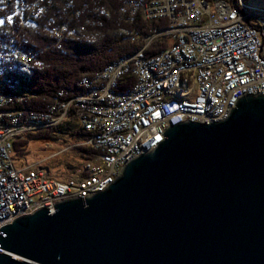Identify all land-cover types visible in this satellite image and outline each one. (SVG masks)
I'll return each mask as SVG.
<instances>
[{
	"label": "built area",
	"instance_id": "built-area-1",
	"mask_svg": "<svg viewBox=\"0 0 264 264\" xmlns=\"http://www.w3.org/2000/svg\"><path fill=\"white\" fill-rule=\"evenodd\" d=\"M40 2L37 7L27 5L23 15L17 12V20L12 18L8 22L9 17L0 18L5 21L0 32L8 33L7 39L0 41V68L7 69V61L25 63L27 67L39 63L40 52L26 49L28 38L23 31L34 24V33L38 30V21L49 8L45 0ZM254 6L245 0H127V20L141 16L154 23L162 17H171V26L156 31L150 39L155 40L161 34L175 35L178 47H185L182 53L167 48L148 56L147 43L132 54V61H125L124 56L106 66L98 76L85 75L84 84L87 77H94V91L73 95L62 88L54 102L42 105L45 108L40 111L27 109V105L34 104L36 95L6 94L3 90L0 229L11 224L15 217L27 215V211L43 208L53 211L58 202L104 191L126 163L164 141L170 125L188 120L219 121L228 117L244 95H264V13L255 12ZM71 19L50 29L57 41L76 35L79 36L76 39L83 38L86 26L74 29L69 26ZM189 22L197 24L192 29L198 37L188 47L180 30L190 26ZM213 22L217 26H212ZM200 36L207 40L206 45L198 42ZM188 71H198L199 92H192L190 101H170V89H189ZM129 77H142L143 93L119 95L118 87L129 83ZM72 111L89 135L81 145L96 147V153L77 174L62 181L49 176L42 160L20 166L14 156V140L30 132L55 129L69 121Z\"/></svg>",
	"mask_w": 264,
	"mask_h": 264
},
{
	"label": "water",
	"instance_id": "water-1",
	"mask_svg": "<svg viewBox=\"0 0 264 264\" xmlns=\"http://www.w3.org/2000/svg\"><path fill=\"white\" fill-rule=\"evenodd\" d=\"M0 229V264H264V95L170 125L104 191Z\"/></svg>",
	"mask_w": 264,
	"mask_h": 264
},
{
	"label": "trees",
	"instance_id": "trees-1",
	"mask_svg": "<svg viewBox=\"0 0 264 264\" xmlns=\"http://www.w3.org/2000/svg\"><path fill=\"white\" fill-rule=\"evenodd\" d=\"M71 1L72 7L74 5L78 7L76 11H85L79 16L76 15L78 20L74 18L75 16H71V23L77 26L79 24L86 26V31L82 39H76L79 37L76 35V37L59 42L45 34L44 29L48 24L50 26L51 22H63L62 14L67 10L63 8V5L66 8L65 5ZM126 1L51 0V5L47 3L49 8L44 15L47 19L43 18L41 22L38 21V30L34 33V24L26 27L23 31L24 36L28 38L26 49H35L40 52L39 63L27 67L25 63L7 61V69L0 68V92L6 90V92L22 95H36L33 99L34 104L27 105V107L35 108L34 111L43 110L45 107L42 105L46 103L52 104L58 91L62 88L76 89L77 94L83 93L84 89L78 84L83 76L94 75L118 59L136 53L143 46V36L149 34L152 28L167 27L166 20H160L154 25V23H147L141 16L132 17L135 20L133 23L128 22L123 11ZM40 3V0H0V18L11 17L17 20L19 11L23 15L27 5H40ZM96 8L104 10L105 13H96ZM93 23L97 25H93ZM7 36L8 33L2 30L0 41L7 39ZM172 38L157 39L148 49L147 55L153 56L161 53L168 47V41L172 40L173 43L175 37ZM128 81L129 83L122 85L121 89L130 87L134 78L132 77ZM36 104L41 106L37 107ZM58 131L69 133L73 138L77 137L79 140L77 142L86 141L89 137L88 133L78 125L77 117L72 111L69 121L64 125L15 139V158L18 161L25 159L23 155L30 153L29 147L31 148V142L34 140L58 139ZM77 148L86 159L96 153L94 147L79 146ZM68 167L73 166L69 165Z\"/></svg>",
	"mask_w": 264,
	"mask_h": 264
},
{
	"label": "rangeland",
	"instance_id": "rangeland-1",
	"mask_svg": "<svg viewBox=\"0 0 264 264\" xmlns=\"http://www.w3.org/2000/svg\"><path fill=\"white\" fill-rule=\"evenodd\" d=\"M45 1H46L45 3H48L49 5H51V0H45ZM246 2L255 5L254 7H256V8H264V0H246ZM42 4H44V3H42ZM69 4H67V5H69ZM67 5H65L66 8L63 5V8L67 9V10H65V12H63V14H62L63 16L61 18V20L65 21L66 23H68L67 21H69L70 18H72L71 16H73V17L75 16L74 18H77L76 15L79 16L85 12L84 10H78V11H80V13L76 14V9L78 7H76V5H74V7H72V6L68 7ZM98 11H99V9L96 8L95 12L97 13ZM123 11L125 12L126 15L129 12V10L125 9V8L123 9ZM43 18L45 20L47 19L45 16ZM77 20H78V18H77ZM160 20H162V19L154 20V25L156 22H159ZM164 20L167 21V27H165L163 29H166L169 27L170 21L168 18H164ZM128 22L133 23V22H135V20L129 19ZM151 24H153V23H151ZM57 25H58V22H51L50 26L48 24L44 29L45 34H47L50 38L55 39V40L57 37H55L54 35H52L50 33V29H52V28L56 29ZM93 25H97V24L93 23ZM69 26L74 28V26L79 27L80 24L77 26V25H74L70 22ZM151 31L149 34H146L143 36V39H144L143 40V46L138 51H140L142 48L145 47V45L147 43H149L148 47L145 48V52L147 53L148 49L152 47V44L155 43L157 41V39H159L161 37H166V38L173 37L174 38V36H175V35L171 36V35H165V34L162 35L161 34L158 38H156L154 40V39H150V37L152 35H154L156 31H162V29H158V27H154L151 29ZM171 41L172 40L167 42V43H169L168 46L172 43ZM15 69H17V68H15ZM102 71H100L94 75L98 76L101 74ZM64 89H66V88H64ZM59 92L60 91H58V94H57L58 96H59ZM23 95H25V94H23ZM27 109L29 110V109H35V108L28 106ZM78 125L81 128L79 121H78ZM77 129H79V128L77 127ZM48 130H50V129H48ZM45 132L49 133L48 131H45ZM32 133H36V132H30L28 134H32ZM28 134H25V135H28ZM57 135H58L57 136L58 139H56V140L38 139V140H34L33 142H31V148L29 147L30 153L28 155L24 154L23 158H25V159L20 160L18 164L21 166L23 164L35 163L38 160H42L43 161L42 165H43L45 171H47L49 176L51 175L50 177L53 179L67 181L70 178H72L73 176H75L77 174V171L87 163V159L83 158L82 154L80 153V151L78 150L77 147H79V146L88 147V146L81 145V141L77 142V141H79L78 138L77 137L73 138V136L69 133H60V131H58ZM69 165L73 166V167L69 168L68 167Z\"/></svg>",
	"mask_w": 264,
	"mask_h": 264
},
{
	"label": "bare ground",
	"instance_id": "bare-ground-1",
	"mask_svg": "<svg viewBox=\"0 0 264 264\" xmlns=\"http://www.w3.org/2000/svg\"><path fill=\"white\" fill-rule=\"evenodd\" d=\"M37 6H39V4L29 5V7H37ZM255 12H257V13H264V8H256L255 7ZM162 18L163 19L164 18H168L169 19V21H170L169 27H170L171 26V23H172V20H171L172 18L171 17H162ZM189 25L190 26H185V28H182L180 30L181 32H183L185 34V40H186V42H184V43L188 47L190 46L189 42L190 41H193V38L195 40H197V37H198V35H195L194 32H193L195 30L192 29V28H195L197 26V24L189 22ZM212 26H217V25H216L215 22H213ZM162 31H163V29H162ZM198 42L202 43L203 45H206L205 42L208 43L206 39H203V36H200V38H198ZM167 48H169V50H171V51H174L175 50L176 53L180 54V53H182V49L185 48V47H184V45L182 47H178L177 41L174 38L173 43L171 45H169ZM208 50L209 49H206V52ZM185 52H187V49H186ZM121 59L122 58L118 59L117 61H121ZM125 61H132V55L125 56ZM84 77L85 76H83L81 78V80L79 81V83H78L84 89V92L83 93H80V94H88V93L94 91V77H87V84H84L83 83V78ZM130 78H132V77H129V79ZM133 78H134V81H133V83L131 84L130 87H128L126 89H121L122 85H126L127 83L122 84V85H120L118 87L119 95H121V96H132V95H138L140 93H143V91H144V84H142V77H133ZM188 86H189V89H184V88L170 89L168 91V99L170 101H190V100H192V92H199L198 71H188ZM68 91H69V93H71L73 95H79V94L76 93V89H74V90L71 89V90H68ZM0 94H2V92H0ZM6 94H17V93L6 92ZM94 148L96 149V147H94ZM152 150H154V149L149 150V152L152 151ZM113 182L114 181H110L109 186ZM106 189L107 188H105V190ZM34 212H36V211H27V215L33 214ZM23 216H25V215H23ZM18 218H20V217H15L12 220V223L16 219H18Z\"/></svg>",
	"mask_w": 264,
	"mask_h": 264
},
{
	"label": "snow or ice",
	"instance_id": "snow-or-ice-1",
	"mask_svg": "<svg viewBox=\"0 0 264 264\" xmlns=\"http://www.w3.org/2000/svg\"><path fill=\"white\" fill-rule=\"evenodd\" d=\"M11 20H12V18H11V17H9V18H8V22H11ZM4 23H5V21H4V20H0V26H2Z\"/></svg>",
	"mask_w": 264,
	"mask_h": 264
}]
</instances>
